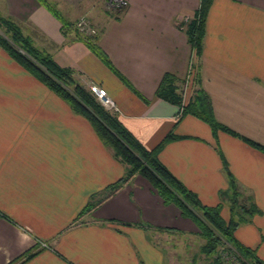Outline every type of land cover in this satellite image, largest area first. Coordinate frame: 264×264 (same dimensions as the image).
<instances>
[{
    "label": "crops",
    "instance_id": "obj_1",
    "mask_svg": "<svg viewBox=\"0 0 264 264\" xmlns=\"http://www.w3.org/2000/svg\"><path fill=\"white\" fill-rule=\"evenodd\" d=\"M124 1L117 11L106 0H47L71 23L65 30L39 0H0V14L85 87L105 89L144 147L177 135L159 159L202 203L220 202L228 188L225 165L241 204L259 209L234 236L264 261V151L243 140L264 147V0H212L198 58L183 23L200 0ZM80 18L94 25L95 43L140 96L78 38L73 23ZM196 63L215 119L238 136L213 132L155 95L169 72L184 80L186 103ZM124 172L91 124L0 47V264L30 248L37 253L22 264H193L184 255L200 251L198 227L139 174L109 193ZM221 216L229 219L226 203Z\"/></svg>",
    "mask_w": 264,
    "mask_h": 264
},
{
    "label": "trees",
    "instance_id": "obj_2",
    "mask_svg": "<svg viewBox=\"0 0 264 264\" xmlns=\"http://www.w3.org/2000/svg\"><path fill=\"white\" fill-rule=\"evenodd\" d=\"M39 1L60 20L62 30L71 25L47 0ZM211 2L212 0H200L199 7L192 18L183 23L189 43L197 58L202 52L206 15ZM77 36L126 86L140 96L128 79L112 65L108 56L95 43V35L85 38L79 34ZM0 47L32 76L68 103L73 112L84 117L91 124L102 143L112 150L114 157L124 163V175L108 185L109 193L119 188L132 175L139 174L149 181L165 204H175L182 216L195 223L199 234L204 239V243L200 247L201 253L207 256L213 255L217 253L220 247L224 248L229 245L233 249L235 264H264V261L256 254L255 249L243 245L234 236L237 226L248 220L249 215L258 213L259 209L253 202L247 205L241 204L236 182L225 165L228 175V188L220 191V202L215 205L202 203L197 194L187 188L159 159L160 150L165 144L178 138L177 135L170 132L155 147L150 149L144 147L122 124L117 114L105 108L93 93L75 78L73 69L60 66L50 53L34 46L31 39L22 33L12 18L1 14ZM192 67L193 71L190 69L189 74L193 76L195 88L186 103L183 102L181 89L184 80L169 72L163 74L155 95L165 101L179 105L182 115H194L207 122L213 132L223 130L238 136L215 119L210 97L200 86L198 63ZM243 140L264 151V147L258 146L246 138ZM94 203L95 201L88 202L82 212L90 209ZM223 203L229 207L228 220H224L221 216ZM36 253V250L27 249L7 264H22ZM212 264H221L219 255L212 260Z\"/></svg>",
    "mask_w": 264,
    "mask_h": 264
},
{
    "label": "rangeland",
    "instance_id": "obj_3",
    "mask_svg": "<svg viewBox=\"0 0 264 264\" xmlns=\"http://www.w3.org/2000/svg\"><path fill=\"white\" fill-rule=\"evenodd\" d=\"M105 5H106V7H108L107 6V3H105ZM109 9H111V8H109ZM87 19V18H86ZM79 19H77V20H75L74 21V23H73V26H74V28H75V30H76V33L77 34H79L80 36H82V37H89V36H94L96 33H98L97 32V29L94 27V25H92V23L87 19V21L89 22V24L91 25V27H94L95 29H96V32L95 33H92V34H89V35H86V34H83V33H80L79 31H78V29H77V27L75 26V24H76V22L78 21ZM74 76H75V74H74ZM75 78L78 80V78L75 76ZM79 81V80H78ZM80 82V81H79ZM81 83V82H80ZM82 84V83H81ZM91 85H94V84H91ZM91 85H89L88 87H86V88H88L90 91H91V89H90V86ZM95 86H97V85H95ZM97 87H99V86H97ZM92 92V91H91ZM93 93V92H92ZM93 95L95 96V98L101 103V101L97 98V96L93 93ZM102 104V103H101ZM103 105V104H102ZM104 106V105H103ZM115 106H116V104H115ZM105 108H107L106 106H104ZM117 107V106H116ZM108 110H110V111H113V112H115L116 113V110L114 109V110H111V109H108ZM40 244H41V247H45L46 246V244L45 243H43V242H40ZM199 249V247H192V249H189V250H186V255H184V258L187 260V262H189V260L193 257V264H212V260L217 256V255H219V257H220V260H221V264H235L236 262H235V258H234V254H233V249L229 246V245H226L224 248H222V247H220L219 249H218V251H217V253L216 254H213V255H209V256H207V255H205L204 254V259L203 260H201L200 258H201V256H200V254H201V252L198 250ZM228 249V250H227ZM231 249H232V251H231ZM232 252V253H231Z\"/></svg>",
    "mask_w": 264,
    "mask_h": 264
},
{
    "label": "built area",
    "instance_id": "obj_4",
    "mask_svg": "<svg viewBox=\"0 0 264 264\" xmlns=\"http://www.w3.org/2000/svg\"><path fill=\"white\" fill-rule=\"evenodd\" d=\"M108 8L114 10H122L126 6V2L124 0H106ZM187 20V18H186ZM75 26L77 27L80 33L89 35L96 32L94 27H91L87 19L80 18ZM91 91L97 96V98L101 101V103L107 107V109L116 110L117 107L115 106L114 101L108 96L105 89L101 87H97L95 85L90 86Z\"/></svg>",
    "mask_w": 264,
    "mask_h": 264
}]
</instances>
